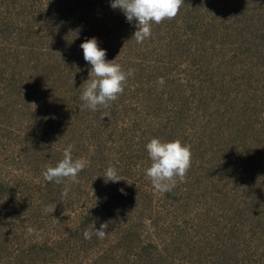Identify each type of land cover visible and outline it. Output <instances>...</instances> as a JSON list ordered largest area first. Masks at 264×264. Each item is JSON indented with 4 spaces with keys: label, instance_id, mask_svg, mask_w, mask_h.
Segmentation results:
<instances>
[{
    "label": "rangeland",
    "instance_id": "rangeland-1",
    "mask_svg": "<svg viewBox=\"0 0 264 264\" xmlns=\"http://www.w3.org/2000/svg\"><path fill=\"white\" fill-rule=\"evenodd\" d=\"M135 30L111 0H0V264H264V0H184ZM92 37L134 69L97 111L80 99ZM152 138L191 146L167 193L145 175ZM69 144L88 166L62 198L42 171Z\"/></svg>",
    "mask_w": 264,
    "mask_h": 264
},
{
    "label": "clouds",
    "instance_id": "clouds-1",
    "mask_svg": "<svg viewBox=\"0 0 264 264\" xmlns=\"http://www.w3.org/2000/svg\"><path fill=\"white\" fill-rule=\"evenodd\" d=\"M183 4L184 0H111L112 9H119L129 23L135 21L136 30L132 38L137 43H143L151 37L153 24L174 19ZM80 48L83 50L84 60L91 65L88 78L81 85L83 91L80 99L84 102V107L91 111L106 109L123 94L128 78L134 74V69L125 71L122 65L116 62V58L107 60L106 50L99 47L95 37L86 39ZM157 83L163 85V77L159 78ZM73 148L74 146L69 144L63 150L62 159L55 166L48 165L42 171L45 181L64 185L62 198L67 197L72 184L79 183L80 172L88 166V161L84 158L73 157ZM146 150L151 163L145 169V175L155 191L167 193L176 187L178 181L181 183L185 181L192 163L190 145L182 143L179 139L162 141L159 138H152L146 144ZM103 177L106 183L124 180L114 166H109ZM120 191L123 193L124 190ZM54 209H51L52 213ZM44 211L47 213L50 209L45 208ZM107 227V223H102L99 229L93 225L94 232L85 231L84 237L91 239L94 234L97 238L103 239L107 235ZM27 233L39 234L31 226L27 227Z\"/></svg>",
    "mask_w": 264,
    "mask_h": 264
}]
</instances>
